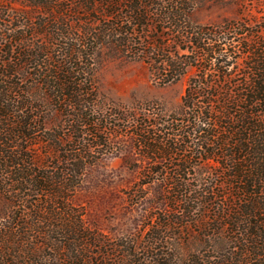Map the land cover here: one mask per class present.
Listing matches in <instances>:
<instances>
[{"label": "trees", "instance_id": "1", "mask_svg": "<svg viewBox=\"0 0 264 264\" xmlns=\"http://www.w3.org/2000/svg\"><path fill=\"white\" fill-rule=\"evenodd\" d=\"M256 4L264 13V0ZM193 10L194 0H0V194L13 208L0 222V264H143L140 252L167 264L166 233L193 212L195 192L214 186L180 173L196 157L214 161L230 187L220 216L230 248L222 262L186 264H264V14L199 24ZM103 43L142 61L160 85L193 68L179 110L150 107L147 119L98 110L93 56ZM48 109L64 121L48 128ZM121 130L150 163L168 160L174 174L160 179L178 214L158 217L139 251L124 238L111 245L116 255L90 254L103 236L72 200ZM158 169L139 175L134 196Z\"/></svg>", "mask_w": 264, "mask_h": 264}, {"label": "rangeland", "instance_id": "2", "mask_svg": "<svg viewBox=\"0 0 264 264\" xmlns=\"http://www.w3.org/2000/svg\"><path fill=\"white\" fill-rule=\"evenodd\" d=\"M256 3L257 0H194L192 20L199 24H212L244 17L254 24L261 21L264 14ZM34 19L37 16L26 18L23 22L30 24ZM38 37L31 36L32 43ZM93 59L96 106L104 114L111 109H134L138 116L147 119L152 117L150 107L151 110L161 109L167 114L177 111L187 82L195 74L193 68H188L177 82L160 85L151 77L142 61L129 57L112 43L100 45ZM48 114V128L64 121L54 111L49 110ZM109 141L110 148L94 152L95 162L85 169L81 185L72 200L74 205L81 207L86 227L103 236H97L101 241L96 240L88 247L90 254L108 252L116 255L110 250L111 245L124 238L133 241L139 251L150 225L158 217H175L178 214L169 203L170 194L160 179L174 174V170L167 165L168 160L158 165L150 163L142 151L136 148L130 130H121L117 136H111ZM192 164L185 169L186 173H180L185 174L192 183L197 182L198 186L202 183H212L214 186L212 193L206 196L204 192H195L194 196L199 200L195 199L193 212L182 221L180 219L181 225L173 226L166 233L167 242L160 245L162 255L166 254V258L160 261L167 264H186L194 257H209L218 263L229 253V236L223 226L224 219L220 216L228 209L230 187L223 182L214 161L196 157L192 159ZM150 166L159 168L158 173L153 175L158 178L134 196V182ZM12 211V205L0 194V222L6 217L10 218ZM103 239L106 240V246L101 243ZM150 255V252H140L138 258L144 261L143 264L146 261L155 264L148 257Z\"/></svg>", "mask_w": 264, "mask_h": 264}]
</instances>
